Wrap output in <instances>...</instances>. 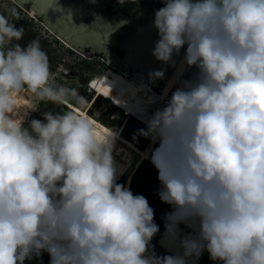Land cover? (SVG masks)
<instances>
[{"label": "clouds", "instance_id": "9594fccd", "mask_svg": "<svg viewBox=\"0 0 264 264\" xmlns=\"http://www.w3.org/2000/svg\"><path fill=\"white\" fill-rule=\"evenodd\" d=\"M163 4L152 55L177 67L185 51L163 95L148 102L162 106L135 113L146 125L136 135L156 145L143 157L171 206L164 242L176 251L150 250L154 209L117 182L125 166L115 133L73 111L28 119L18 103L26 91L33 110L38 101L86 102L53 86L47 53L38 39L19 43L24 29L10 8L0 14V264L42 253L49 264H195L205 251L220 264H264V0ZM164 78L163 69L149 73L150 83Z\"/></svg>", "mask_w": 264, "mask_h": 264}, {"label": "water", "instance_id": "95a60500", "mask_svg": "<svg viewBox=\"0 0 264 264\" xmlns=\"http://www.w3.org/2000/svg\"><path fill=\"white\" fill-rule=\"evenodd\" d=\"M28 11L64 43L87 58L102 56L115 69L131 75L140 84L162 92L177 71L184 49L174 56L177 67L157 61L152 51L159 39L153 22L163 0H12ZM165 71V78L149 82V73ZM195 68L186 70L183 79H190ZM171 93L169 92V97ZM114 106V104H112ZM124 113L140 129L146 127ZM123 117V118H124ZM131 142L143 138L127 135ZM136 136V139L133 137ZM148 140L142 145L144 149ZM136 174L157 179L158 172L150 162L140 165ZM217 262H213L216 264Z\"/></svg>", "mask_w": 264, "mask_h": 264}, {"label": "rangeland", "instance_id": "374dc122", "mask_svg": "<svg viewBox=\"0 0 264 264\" xmlns=\"http://www.w3.org/2000/svg\"><path fill=\"white\" fill-rule=\"evenodd\" d=\"M10 8H15L19 13V18L13 20L16 27H22L24 29V37L19 43L21 45H26L29 41L38 39L42 50L47 53L50 71L52 73L50 82L53 86H66L75 89L77 94L89 104V99L92 98L93 92L100 95L105 94L103 86L104 83L107 82L115 85L113 94L126 98V91L119 88V80L117 79L118 76L125 73L118 71L114 67L111 69L109 67L110 65L103 59L97 57L87 58L76 50L74 51L72 47L64 43L59 37H56L52 31L28 11L19 7L14 1L0 0V14L7 15ZM152 94H154V91L151 90L149 95L151 96ZM156 96L159 97V94L156 93ZM18 103L22 109L27 110L30 114L28 119L43 121L44 114L47 112L60 114L66 111L61 105H54L51 102L45 101L36 102V110H33L32 97L27 91L21 94ZM63 105H65L68 111H76L79 116L84 117L85 114L83 111L86 109L84 106L81 109V107L76 105L75 101ZM108 106L110 107V104ZM117 107L119 108V106ZM118 115L120 118L124 117L122 111L118 112ZM27 126L26 123L25 127ZM137 141L138 143L135 145L141 148L146 139L140 138ZM116 155L117 153H115V156ZM136 173V178H134V175L131 180L130 190L134 195H143L147 199L150 207L154 209V222L159 227L164 221L165 215L172 210L171 206L163 203L159 199V196H155L157 195L156 191L159 186L155 178ZM126 179L127 177H124L117 182L126 186ZM158 234L159 233H157L150 242V250L154 252L156 256L174 254L176 250L168 247L164 242L165 231L160 234L161 237L159 239H157ZM49 259L50 257L47 253H42L39 258L25 261V264H49ZM213 262L214 261L209 258V254L205 251L195 264H213ZM216 264H220V262L217 261Z\"/></svg>", "mask_w": 264, "mask_h": 264}, {"label": "flooded vegetation", "instance_id": "af4514ba", "mask_svg": "<svg viewBox=\"0 0 264 264\" xmlns=\"http://www.w3.org/2000/svg\"><path fill=\"white\" fill-rule=\"evenodd\" d=\"M132 79L135 80V83L130 82L127 87H123L121 81H119L118 86L119 88L126 91V98L113 94L115 85H113V83L106 82L103 86L105 94L100 95L96 92H93L92 98L89 99V104L86 102L83 105L86 108L85 111H83L85 114L84 117L92 120L97 125L101 134H107L109 130L116 134V159L125 166V171L123 175L118 178V181L124 177H127L126 187L128 188H130L131 180L139 169L140 165H142L144 162H150L149 159H145L143 157V153H145L150 147H156V145L151 144V141L147 143L144 149L137 147L133 142H131L127 135H136L137 131L135 128L129 127V124L132 121L128 118V116L120 118L118 115V112L120 111L126 112L127 115L134 117V119L142 123V121L137 118V114L135 113L145 107L141 105L138 100L142 99V95L148 90L142 89L140 87L141 84L135 78L132 77ZM156 93L158 92H154L155 95ZM159 97H161L160 94ZM109 104L110 107L108 106ZM112 104H114V106ZM116 105L119 106V108ZM160 106H162V101H158L156 104L149 105L147 110L149 113H151ZM75 113L78 115L76 111ZM128 129L130 130L127 134L126 131ZM159 188L160 184L156 193H158ZM155 196H158V194ZM179 227L184 233H189L191 231L183 224H181Z\"/></svg>", "mask_w": 264, "mask_h": 264}, {"label": "trees", "instance_id": "16d2710c", "mask_svg": "<svg viewBox=\"0 0 264 264\" xmlns=\"http://www.w3.org/2000/svg\"><path fill=\"white\" fill-rule=\"evenodd\" d=\"M97 58L103 59L102 56H98ZM103 60H105V59H103ZM117 79H118L119 81H121L123 87H127L128 84H129L130 82L135 83V80L132 79V76H131V75H128V74L120 75V76L117 77ZM149 94H150L149 91H145L144 94L142 95V99L138 100V102H139L141 105H143V106H145V107H148V106H149V105H148V102H149V100H150V98H151V96H150ZM61 106H62L63 109H65L66 111H68V110L66 109L65 105H61ZM134 178H136V175H135ZM164 230H165V220H164V221L160 224V226H159V231H158L159 234H158V236H157V239H159V238L161 237L160 234H161ZM155 242H156V240H155Z\"/></svg>", "mask_w": 264, "mask_h": 264}, {"label": "bare ground", "instance_id": "6f19581e", "mask_svg": "<svg viewBox=\"0 0 264 264\" xmlns=\"http://www.w3.org/2000/svg\"><path fill=\"white\" fill-rule=\"evenodd\" d=\"M57 37V36H56ZM59 39V38H58ZM60 40V39H59ZM64 44V43H63ZM70 48V47H69ZM109 67H111L112 68V66L110 65ZM119 71V70H118ZM90 84V83H89ZM150 89V88H149ZM150 90H152V91H154V92H158V91H156L155 89H150ZM160 95H163V93L162 92H158ZM129 127H133V128H135L136 129V131H138V129H140V127H139V125H138V123L137 122H134V121H132L130 124H129ZM129 130L130 129H128L127 131H126V133L128 134L129 133ZM132 133V132H131ZM130 135H132V134H130ZM150 140H148V142H149ZM147 142V143H148ZM147 145V144H146ZM146 147V146H145ZM189 231V230H188ZM201 261V260H200Z\"/></svg>", "mask_w": 264, "mask_h": 264}]
</instances>
